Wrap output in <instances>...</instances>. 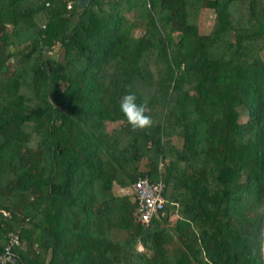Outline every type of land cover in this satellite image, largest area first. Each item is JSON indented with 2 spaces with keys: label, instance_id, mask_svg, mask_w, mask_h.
<instances>
[{
  "label": "trees",
  "instance_id": "trees-1",
  "mask_svg": "<svg viewBox=\"0 0 264 264\" xmlns=\"http://www.w3.org/2000/svg\"><path fill=\"white\" fill-rule=\"evenodd\" d=\"M263 51L264 0H0L5 264H264Z\"/></svg>",
  "mask_w": 264,
  "mask_h": 264
},
{
  "label": "built area",
  "instance_id": "built-area-1",
  "mask_svg": "<svg viewBox=\"0 0 264 264\" xmlns=\"http://www.w3.org/2000/svg\"><path fill=\"white\" fill-rule=\"evenodd\" d=\"M131 193L136 204L139 222L147 224L152 216H156L163 208L165 199L164 186L161 182L150 183L146 177L138 178L131 186ZM10 243L0 255V264L11 263L13 255L9 250L18 244L17 237L11 236Z\"/></svg>",
  "mask_w": 264,
  "mask_h": 264
},
{
  "label": "clouds",
  "instance_id": "clouds-1",
  "mask_svg": "<svg viewBox=\"0 0 264 264\" xmlns=\"http://www.w3.org/2000/svg\"><path fill=\"white\" fill-rule=\"evenodd\" d=\"M120 111L133 131L144 130L153 125L152 118L145 114L148 111L146 105L138 104L134 93H129L122 97Z\"/></svg>",
  "mask_w": 264,
  "mask_h": 264
},
{
  "label": "rangeland",
  "instance_id": "rangeland-1",
  "mask_svg": "<svg viewBox=\"0 0 264 264\" xmlns=\"http://www.w3.org/2000/svg\"><path fill=\"white\" fill-rule=\"evenodd\" d=\"M203 16H205V14H203ZM209 16V15H208ZM206 25H203L202 26V32L203 33H205V32H207V30L210 28V25H207V22L205 23ZM261 58L264 60V51H263V53L261 54ZM242 122L244 121V119H242L241 120ZM178 130V129H177ZM179 131V130H178ZM127 191L126 190H115V193L116 194H123V193H126ZM128 193H129V191H128ZM130 194V193H129ZM131 200H133V199H131ZM139 250H141L140 248H139ZM262 253H263V257H264V251H263V245H262Z\"/></svg>",
  "mask_w": 264,
  "mask_h": 264
},
{
  "label": "water",
  "instance_id": "water-1",
  "mask_svg": "<svg viewBox=\"0 0 264 264\" xmlns=\"http://www.w3.org/2000/svg\"><path fill=\"white\" fill-rule=\"evenodd\" d=\"M85 0H80V3H83ZM264 212V209H263ZM263 251H264V241H263Z\"/></svg>",
  "mask_w": 264,
  "mask_h": 264
}]
</instances>
